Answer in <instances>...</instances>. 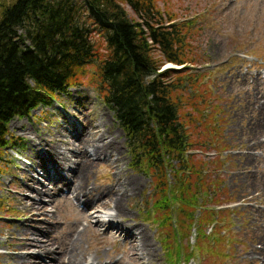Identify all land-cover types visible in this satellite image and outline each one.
<instances>
[{"label": "rangeland", "instance_id": "1", "mask_svg": "<svg viewBox=\"0 0 264 264\" xmlns=\"http://www.w3.org/2000/svg\"><path fill=\"white\" fill-rule=\"evenodd\" d=\"M157 2L164 20L168 18L167 12H171L174 20L170 24L188 23L191 28L184 44L191 56L199 62L187 65L182 70L185 72L181 73L186 82L197 80V91L187 87L185 92L196 105L192 107L193 110L186 109V116L188 118L189 113L190 117H196V136L192 132V137L196 143L203 145L200 160L207 163L206 167L213 174L212 178L219 181L212 185V192L203 197L200 195L194 218L198 224H203L201 220L205 213H214L215 222L207 226V234L217 232L222 235L225 249L218 257H211L206 249L202 256L197 252L199 256L194 254L188 264H264V0ZM125 7L127 13L134 17V11L126 5ZM95 37L102 39L98 33ZM168 66L176 70L180 68L172 64ZM94 72L96 69L90 68L89 73ZM90 77H87L88 80ZM97 86L86 81L83 85L70 89L67 94L59 95L51 105L39 106L28 117L15 118L9 124L11 143L0 157V241H3L8 231L19 230L17 222L24 223V219L18 214L21 207L16 202V196L24 190L21 186L27 181V174L18 159H24L31 141L39 143L37 150L47 156L49 150L45 141L54 140L56 126L61 124L59 146L67 157L80 162L75 154L83 152L79 139L89 137L94 127L118 140L122 158L118 165L130 178L141 182L139 191L126 201L128 213L134 218L132 220L149 231L163 259L162 264H185V257L180 261L165 246L167 236L163 232V226H160L163 221L155 222L152 178L131 166L128 138L117 123L114 111L102 100ZM196 95H200V98ZM71 130L72 135L79 133L74 141L67 133ZM65 141H73L74 148L66 145ZM67 147L71 150H66ZM24 160L31 164L29 160ZM113 175L105 158L100 159L90 173V187L109 188L114 183ZM15 176L21 177L23 183ZM42 176L43 173L40 172L37 177L42 180ZM168 181L174 182L173 172H169ZM216 185L219 186L218 189ZM48 187L51 188L52 185ZM29 194L24 191V195ZM65 196L68 197L67 200ZM217 198L222 203H218ZM45 203L48 204L49 232L52 237L65 236L68 229L74 226L82 231L89 225L94 226L96 222L95 215L92 224L85 218L94 214L95 208L84 209L65 187L53 198L47 197ZM179 204L178 200L173 202L175 210H178ZM112 206L108 205L109 208L103 209L105 214H114V211L109 210H113ZM181 217L184 215L173 217V229L176 221L182 220ZM179 226L180 223L176 227L180 229ZM196 226L181 228L187 235L181 240V247L186 251H195L196 237L199 236ZM104 230L101 227L99 232L103 233ZM181 231L178 230V233L183 237ZM85 236L92 241L90 234ZM171 240V243L169 240L167 243L174 242L173 236ZM102 241L106 245L98 252L99 255H106L107 252L114 254L112 251H117L114 243L106 239ZM84 248H88L87 243ZM94 252L95 250L90 254L93 255ZM114 255L115 261L122 257L118 252ZM0 264L5 263L0 260Z\"/></svg>", "mask_w": 264, "mask_h": 264}, {"label": "trees", "instance_id": "2", "mask_svg": "<svg viewBox=\"0 0 264 264\" xmlns=\"http://www.w3.org/2000/svg\"><path fill=\"white\" fill-rule=\"evenodd\" d=\"M161 12L157 0H0V157L11 143L12 120L51 105L86 81L98 82L102 100L128 138L131 166L152 178V210L155 222L163 221L165 246L188 264L205 249L211 257L225 249L222 235L207 234L215 214L205 213L203 224L194 218L200 195L219 181L195 154L203 145L192 137L196 117L186 116L196 105L185 92L197 91V80L186 82L183 69L163 70L166 64L185 69L199 62L184 44L191 28L170 24L172 13L164 20ZM90 68L96 72L90 74ZM179 215L184 217L173 229ZM179 223L180 231L197 225L195 251L181 247L187 235L179 236Z\"/></svg>", "mask_w": 264, "mask_h": 264}, {"label": "bare ground", "instance_id": "3", "mask_svg": "<svg viewBox=\"0 0 264 264\" xmlns=\"http://www.w3.org/2000/svg\"><path fill=\"white\" fill-rule=\"evenodd\" d=\"M61 129V124L57 125L54 140L45 141L49 150L47 156L37 150L39 143L32 140L29 151L23 156L32 165L24 159H18L27 174V181L21 186L24 188L21 190L23 194L16 196V202L21 207L18 214L24 219V223L17 222L19 230L8 231L3 241H0V249L6 250L0 251V260L5 264H162L163 259L149 231L132 220L134 218L128 213L126 201L139 191L141 182L130 178L118 165L122 159L121 144L112 135L101 133L99 128L93 127L89 137L84 136L77 141L83 152H71L78 155V162L67 157L59 146ZM67 133L72 136V140L77 139L79 134L72 135V130ZM67 135L66 138L69 136ZM73 141L65 143L74 148ZM40 144L42 145L41 142ZM66 150L71 149L67 147ZM102 158H105L107 166L113 170L114 183L109 188L93 189L89 182L90 173ZM40 172L43 173L42 180L37 177ZM15 177L23 183L21 177ZM49 183L51 188L48 187ZM64 187L84 209L95 208L94 214L85 218L92 224L96 217V222L94 226L89 225L82 231L74 226L68 229L67 235L52 237L49 232L48 204L45 201L47 197L53 198L60 193ZM24 191L30 194L24 195ZM65 199L68 197L65 196ZM108 205H113V210H109L114 211V214H105L103 209L109 208ZM101 227L105 228L103 233L99 232ZM86 234L91 235L92 241ZM103 239L116 245L117 251L112 252L121 253L120 259L115 261V255L109 252L99 255L98 252L106 245ZM85 243L88 244L87 249L84 248ZM94 250V254H90Z\"/></svg>", "mask_w": 264, "mask_h": 264}]
</instances>
